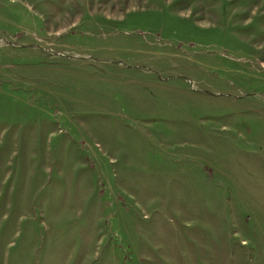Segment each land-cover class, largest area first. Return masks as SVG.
Masks as SVG:
<instances>
[{"label": "rangeland", "instance_id": "1", "mask_svg": "<svg viewBox=\"0 0 264 264\" xmlns=\"http://www.w3.org/2000/svg\"><path fill=\"white\" fill-rule=\"evenodd\" d=\"M0 264H264V0H0Z\"/></svg>", "mask_w": 264, "mask_h": 264}]
</instances>
